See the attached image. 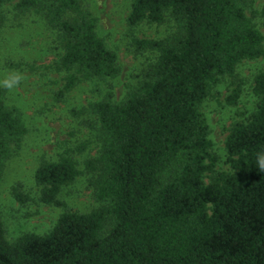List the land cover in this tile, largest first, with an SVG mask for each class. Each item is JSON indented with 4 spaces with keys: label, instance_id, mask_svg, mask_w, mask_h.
<instances>
[{
    "label": "trees",
    "instance_id": "trees-1",
    "mask_svg": "<svg viewBox=\"0 0 264 264\" xmlns=\"http://www.w3.org/2000/svg\"><path fill=\"white\" fill-rule=\"evenodd\" d=\"M11 1L0 0V25ZM246 1H132L130 27L161 24L170 13L180 34L135 40L138 51L158 55L143 80L120 102L109 92L88 107L101 149L84 165L101 206L67 211L48 234H24L14 243L0 219V264H264V173L255 168L264 148V69L254 79L255 110L228 130V171L217 170L202 110L221 78L234 77L243 61L264 58V35ZM15 9L40 15L55 34L62 52L52 68L65 74L61 97L83 81L119 76L118 55L81 0H17ZM240 94L237 87L228 104ZM27 134L0 87V177ZM81 174L70 152L44 159L35 172L39 201L61 206L63 189ZM14 198L31 201L19 188Z\"/></svg>",
    "mask_w": 264,
    "mask_h": 264
},
{
    "label": "rangeland",
    "instance_id": "rangeland-1",
    "mask_svg": "<svg viewBox=\"0 0 264 264\" xmlns=\"http://www.w3.org/2000/svg\"><path fill=\"white\" fill-rule=\"evenodd\" d=\"M133 0H81L98 18V31L119 58L120 74L115 79L81 82L73 91L60 96L65 74L52 66L59 59L55 34L45 20L34 12L20 13L17 0L3 8L0 25V87L6 104L17 110L28 134L4 167L0 177V219L6 238L14 243L24 234H48L60 216L69 211L89 213L101 206L96 201L85 161L97 157L101 149L97 118L88 110L92 102L111 92L120 102L144 78L157 59L153 51L140 52L135 40H172L180 29L167 13L161 24L145 22L130 27L127 18ZM247 15L264 35V0H247ZM264 69V58L243 61L234 77L226 76L214 85L203 105L210 125L214 152L219 158L217 170L228 171L225 141L231 125L248 118L256 108L254 79ZM239 87L236 105L227 102ZM86 145V151L77 148ZM66 152L76 159L81 175L59 196L61 206H47L39 201L35 172L45 159L57 161ZM19 188L30 196L25 205L14 198Z\"/></svg>",
    "mask_w": 264,
    "mask_h": 264
},
{
    "label": "clouds",
    "instance_id": "clouds-1",
    "mask_svg": "<svg viewBox=\"0 0 264 264\" xmlns=\"http://www.w3.org/2000/svg\"><path fill=\"white\" fill-rule=\"evenodd\" d=\"M255 168L264 173V148L258 150L255 154Z\"/></svg>",
    "mask_w": 264,
    "mask_h": 264
}]
</instances>
